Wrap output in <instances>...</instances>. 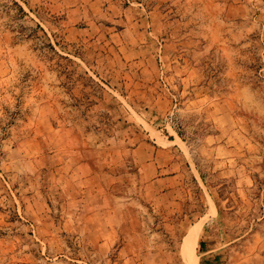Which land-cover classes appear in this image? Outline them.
<instances>
[{"label": "rangeland", "instance_id": "rangeland-1", "mask_svg": "<svg viewBox=\"0 0 264 264\" xmlns=\"http://www.w3.org/2000/svg\"><path fill=\"white\" fill-rule=\"evenodd\" d=\"M192 262L264 264V0H0V264Z\"/></svg>", "mask_w": 264, "mask_h": 264}, {"label": "bare ground", "instance_id": "bare-ground-1", "mask_svg": "<svg viewBox=\"0 0 264 264\" xmlns=\"http://www.w3.org/2000/svg\"><path fill=\"white\" fill-rule=\"evenodd\" d=\"M196 238H197V234H194V235H191L189 238H188V245H192L194 242H195V240H196ZM191 264H195L194 262H192Z\"/></svg>", "mask_w": 264, "mask_h": 264}]
</instances>
